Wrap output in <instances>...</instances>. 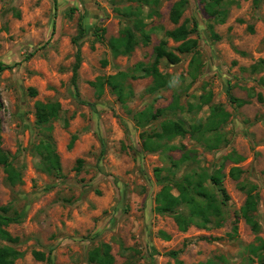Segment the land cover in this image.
<instances>
[{
  "label": "rangeland",
  "instance_id": "obj_1",
  "mask_svg": "<svg viewBox=\"0 0 264 264\" xmlns=\"http://www.w3.org/2000/svg\"><path fill=\"white\" fill-rule=\"evenodd\" d=\"M179 1H0V64L10 67H0V148L11 154L22 175V182L11 186L0 166V207L24 216L6 228L19 243L0 241V246L21 254L16 264H89L90 251L102 244L111 246L115 264H264V0L259 7L256 0H224V23L206 12L208 0H187L175 25L170 13ZM128 7L142 10L151 42H140L131 55L115 58L108 43L133 26L134 18L122 13ZM80 23L85 33L78 40L82 62L77 94L78 49L73 41ZM182 25L198 43L189 54H180V43L166 36ZM102 28L106 33L99 41L95 33ZM163 40L181 58L176 65L164 60L159 66L172 76L170 88L151 93L152 78L129 79L127 92L131 89L133 95L122 103L107 84L103 92L93 86L101 78L131 73L139 63L152 64ZM32 88L36 97L30 95ZM231 96L243 104L232 102ZM38 102L61 104L58 119L47 128L37 124ZM215 106L229 117L219 129L222 142L213 150L192 133L158 150L145 148L143 133L159 131L168 120L181 121L188 129L206 124ZM147 109L166 111L139 128L134 116ZM44 141L56 146L62 178L39 169L37 147ZM186 152L196 162L180 167L175 179L193 167L221 170L230 202L220 223L192 225L183 232L173 216L156 212V197L165 185H174L173 162ZM233 153L242 157L238 164L225 160ZM236 166L243 171L238 180L230 176ZM240 185L257 187L253 215L259 233L240 215L247 201ZM35 252L49 261H38Z\"/></svg>",
  "mask_w": 264,
  "mask_h": 264
},
{
  "label": "trees",
  "instance_id": "obj_2",
  "mask_svg": "<svg viewBox=\"0 0 264 264\" xmlns=\"http://www.w3.org/2000/svg\"><path fill=\"white\" fill-rule=\"evenodd\" d=\"M130 1L132 3L149 2V0ZM223 1L224 0H208L205 6L206 12L211 17H214L219 23H224L227 15L226 13L222 14L220 11ZM260 1L261 0H256L257 7H259ZM187 6V0H180L174 4L170 13V19L175 25L179 24ZM122 13L130 18H134V21L133 26H126L118 37L111 38L109 40L108 45L115 58L119 56L131 55L140 42L145 45H148L151 42L152 33L151 31H147L145 29L146 25L143 19L140 18L142 10H134L132 7H128L125 8ZM84 33V27L80 23L78 34L73 41L78 49L73 78L76 90L78 71L82 62L78 40L84 36ZM105 33L106 30L104 28L97 30L95 33L97 40H103ZM137 33H140V37H138ZM191 33L192 30L189 29L187 25H182L172 31L166 32V36L173 39L175 42L180 43L177 48V51L180 54H189L194 52L198 45L196 41L189 39ZM164 60L171 65H176L181 61V58L177 53L168 49L167 41L165 40L161 41L160 44L155 47L154 61L152 64L145 65L143 63H139L131 73L120 72L105 79L101 78L96 83H93V86L96 87L99 92H103V87L107 84L111 88V91L117 96L118 100L124 103L133 95V91L131 89L127 92L126 82L129 79L136 80L138 78L150 77L152 78L153 83L149 88V91L151 93H158L162 90L170 88L173 84L172 76L163 74L159 69L161 62ZM260 64L264 66V62H261ZM0 67L1 70L10 68L5 67L2 64H0ZM37 94L38 93L35 89H30V95L32 97H36ZM77 94H79L78 90ZM231 100L234 103L237 102L239 105L243 104L233 96H231ZM260 100H262L261 97ZM170 108L173 109L175 107L171 106ZM61 111L62 107L58 102H38L36 104V119L38 126L47 128L53 121L58 119ZM165 111V109H159L156 113H154L153 109H147L143 112L137 113L134 116V120L139 128H146L153 121L157 120L163 113H165ZM228 117L229 115L224 113L221 106H215L212 109V117L206 124L200 123L198 125H194L191 129H188L185 123L181 121H165L161 123L159 131L154 132L153 134L143 133L142 136L145 148L151 151L158 150V148H162L166 142L172 141L176 137L192 133V136L195 137L200 144H203L206 149L213 150V148H216V144L219 145L222 142L219 129ZM48 130L51 131L52 127H49ZM76 140L77 137L74 136L71 140L69 148L73 147ZM171 148L175 149L177 147ZM181 148L184 151L186 150L184 146ZM37 152L40 157L39 169L48 175L62 178L63 172L61 159L54 143L52 141L42 142L40 146L37 147ZM192 154V152H186L181 160L173 162V169L171 170V173L174 178V185H165L156 197V212L162 215L173 216L178 228L183 232H186L192 225L206 228L208 225L212 224L214 220L220 223L224 215V210L230 202V196L224 187L225 176L222 174L221 170L208 173L203 168L193 167L180 179H175L177 171L180 167L189 161H192V163L195 164L196 160ZM225 160H231L238 164L242 161V157L233 153L226 156ZM81 164L82 161L79 160L78 169L81 167ZM0 166L4 168V171L7 174V181L11 186H15L22 182V175L14 167L11 154L3 151L1 148ZM242 174V169L237 166L230 170V176L235 180H238ZM160 175L161 174L158 173V176ZM240 189L247 193V201L240 210V215L252 227L254 232L259 233L261 227L253 215V213L256 212L259 201V195L257 193L254 194L257 187L240 185ZM184 209L188 211L187 214L183 212ZM23 219L24 216L13 211L11 207H0V241L10 244L19 243V239L17 237H13L12 234L6 230V228L11 224L21 223ZM234 232H237L236 226H234ZM172 255L177 256L176 253H172ZM20 256L21 254L15 248L8 245L0 246V264H16V260L20 258ZM34 257L38 261H49V259H46L45 255L40 252H35ZM88 261L89 264H115V258L112 255L111 246L108 244H102L100 247L92 249L89 253ZM178 264L183 263L178 262Z\"/></svg>",
  "mask_w": 264,
  "mask_h": 264
}]
</instances>
